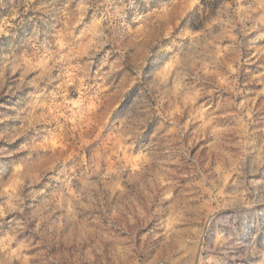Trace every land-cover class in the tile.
Instances as JSON below:
<instances>
[{"label": "rangeland", "instance_id": "374dc122", "mask_svg": "<svg viewBox=\"0 0 264 264\" xmlns=\"http://www.w3.org/2000/svg\"><path fill=\"white\" fill-rule=\"evenodd\" d=\"M0 264H264V0H0Z\"/></svg>", "mask_w": 264, "mask_h": 264}]
</instances>
